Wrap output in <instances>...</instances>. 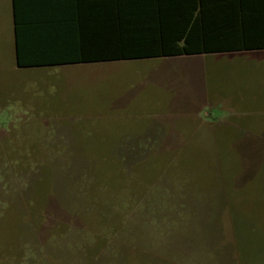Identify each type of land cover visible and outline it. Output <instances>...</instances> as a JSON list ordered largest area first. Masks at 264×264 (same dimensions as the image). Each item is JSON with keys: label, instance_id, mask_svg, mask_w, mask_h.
Here are the masks:
<instances>
[{"label": "rangeland", "instance_id": "rangeland-1", "mask_svg": "<svg viewBox=\"0 0 264 264\" xmlns=\"http://www.w3.org/2000/svg\"><path fill=\"white\" fill-rule=\"evenodd\" d=\"M10 3L0 0V264H264V51L14 70ZM134 93L129 117L80 109ZM71 106L86 114L62 113ZM159 122L163 149L135 164L115 150ZM178 199L183 225H158Z\"/></svg>", "mask_w": 264, "mask_h": 264}, {"label": "trees", "instance_id": "trees-1", "mask_svg": "<svg viewBox=\"0 0 264 264\" xmlns=\"http://www.w3.org/2000/svg\"><path fill=\"white\" fill-rule=\"evenodd\" d=\"M22 2L55 13L49 17L44 12V19H18ZM14 4L19 68L264 51V0H14Z\"/></svg>", "mask_w": 264, "mask_h": 264}, {"label": "crops", "instance_id": "crops-1", "mask_svg": "<svg viewBox=\"0 0 264 264\" xmlns=\"http://www.w3.org/2000/svg\"><path fill=\"white\" fill-rule=\"evenodd\" d=\"M10 2H11L10 3V12H11L10 18L12 19V29L11 30H12V36H13V42H14V52H15V66L13 67L14 70L40 69V68L52 69L54 67H73V66H76V68H78V70L83 71L82 69L89 68L90 65L102 64V63H90V64H74V65L52 66V67H39V68H19L17 66V36H16V29H15V19H17V18L15 16L14 0H10ZM46 11L48 14L47 16H49V17L52 16L50 14L55 13L52 9L46 10V9H38V8H28L26 6V4L22 2V4H20L18 19H24L25 21H27V19H44L42 17L44 16V12H46ZM33 21H35V20H33ZM22 31L27 32L28 30L24 29L22 27ZM30 31L32 32L34 30L30 29ZM24 47L29 49V50L32 49L33 47L37 48L36 45H34V46L25 45ZM108 63H113V62H106V64H108ZM114 68L121 69L124 67L116 66ZM110 69H113V68H110ZM102 70L103 71L101 73L106 72V70H104V69H102ZM148 81L153 82L154 80L150 79ZM140 88L137 90L138 93L140 91ZM142 88H144V87H142ZM136 95L137 94L134 93L133 95H129L127 97H124L122 95V97L121 96L119 98L115 97L113 99L102 98L101 100L96 101L94 104H91L90 106H87V103H86L80 109L91 108V113L93 114V116L95 118H98V119H99V117L101 119H107V117H109V115L112 116L114 114H119V117H124V115H127L129 117L130 114L132 116V113H133L134 107L132 105H133V101H134ZM120 98H122V99H120ZM69 109H70L69 111H65L62 113H64V114L65 113H69V114H75L76 113V115H78L79 117H80V115L83 116L84 114H86L83 110H80V109L77 111H74L75 109L73 106L69 107ZM162 127H163V123L159 122L158 124L156 123L155 130L148 131L145 133H137V134L131 132L132 136L130 135L131 134L130 133V134H127L124 137H122L120 145H117L119 147H116L115 150L119 151L121 153H129L130 157H129V154L124 155V156L129 158V160L127 162H129L132 158L131 161H133V164H135L136 161L138 160V157L143 158V155L141 156L140 153H150L152 151H157V150L163 149L161 147L162 144L160 143L161 138L159 137V132H160V129ZM258 134L263 135L264 133L259 132ZM163 139H164V137H163ZM110 150H112V148ZM178 193H181V191L179 190ZM184 201L185 200H183V199L182 200L178 199V201L175 202L177 207H172L173 206L172 204H171V206L167 205V207H164L161 205V207H164L165 209L160 210L161 212H163V214L157 213L155 215V216H157V219H156L157 224L158 225H164V228L166 226H171L172 230H175V228H178L181 225H183L184 217L180 216L177 212L182 206L185 207ZM140 202H141V200L139 198V201L137 203H134L133 207L137 206L139 208L141 206L140 204H142ZM152 205H154V203ZM73 206H74V204H73ZM142 207H143V204H142ZM153 209H157V208H153ZM164 230H166V229H164Z\"/></svg>", "mask_w": 264, "mask_h": 264}]
</instances>
